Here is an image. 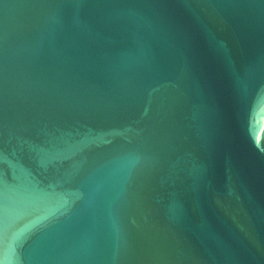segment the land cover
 <instances>
[{
  "label": "water",
  "instance_id": "1",
  "mask_svg": "<svg viewBox=\"0 0 264 264\" xmlns=\"http://www.w3.org/2000/svg\"><path fill=\"white\" fill-rule=\"evenodd\" d=\"M0 264H264V0H0Z\"/></svg>",
  "mask_w": 264,
  "mask_h": 264
}]
</instances>
